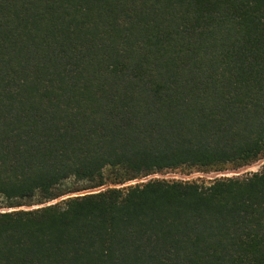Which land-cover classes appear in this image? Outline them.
Instances as JSON below:
<instances>
[{
	"label": "trees",
	"instance_id": "1",
	"mask_svg": "<svg viewBox=\"0 0 264 264\" xmlns=\"http://www.w3.org/2000/svg\"><path fill=\"white\" fill-rule=\"evenodd\" d=\"M264 0H0V264H264Z\"/></svg>",
	"mask_w": 264,
	"mask_h": 264
},
{
	"label": "rangeland",
	"instance_id": "2",
	"mask_svg": "<svg viewBox=\"0 0 264 264\" xmlns=\"http://www.w3.org/2000/svg\"><path fill=\"white\" fill-rule=\"evenodd\" d=\"M263 165H264V159L238 170L225 171V172H211V173L195 172L189 175L180 172H169L165 174H159V176L157 177L170 178V179L171 178L192 179L197 177H205L207 179H213L220 176H233L239 174L242 175V174L258 171L263 167Z\"/></svg>",
	"mask_w": 264,
	"mask_h": 264
},
{
	"label": "built area",
	"instance_id": "3",
	"mask_svg": "<svg viewBox=\"0 0 264 264\" xmlns=\"http://www.w3.org/2000/svg\"><path fill=\"white\" fill-rule=\"evenodd\" d=\"M159 174H160V173L154 174V175H152V176H150V177H148V178H151V177H157V176H159Z\"/></svg>",
	"mask_w": 264,
	"mask_h": 264
}]
</instances>
